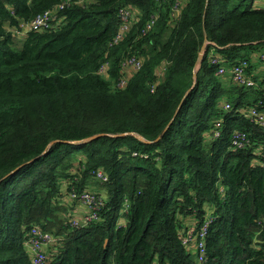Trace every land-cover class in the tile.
<instances>
[{
  "label": "trees",
  "instance_id": "trees-1",
  "mask_svg": "<svg viewBox=\"0 0 264 264\" xmlns=\"http://www.w3.org/2000/svg\"><path fill=\"white\" fill-rule=\"evenodd\" d=\"M62 3L48 28L12 33ZM122 8L135 21L110 45ZM210 52L259 86L218 76ZM262 84L264 2L0 0V264H33V225L60 237L48 264H264V126L247 113L264 114ZM72 191L102 198L99 220L70 226Z\"/></svg>",
  "mask_w": 264,
  "mask_h": 264
},
{
  "label": "built area",
  "instance_id": "built-area-1",
  "mask_svg": "<svg viewBox=\"0 0 264 264\" xmlns=\"http://www.w3.org/2000/svg\"><path fill=\"white\" fill-rule=\"evenodd\" d=\"M65 5L66 3H62L54 10L51 11L48 10V11H44L41 14H38L32 20L21 23L18 28H13L12 33L15 36H23L25 33L31 30L48 28L49 23L55 21L57 11L64 8ZM178 13L179 10H178V2H177L172 8V14H178ZM119 17L121 23L110 45L117 44L122 39L124 34L130 29L131 23L135 21L136 14L132 9L122 8L119 10ZM155 21H156L155 17H151V19L149 20V22L145 27V30H150L153 27ZM210 53L208 55V58L212 65L218 66L217 69L218 76L229 75L232 82L244 87L259 86V82L254 80L253 75L246 73V67L248 66V63L246 61L238 62L237 64L229 67L226 65L225 59H222V57L220 56L218 57ZM141 64L142 62L139 58L135 56L127 57L122 63V68L124 70L125 75L118 81L116 86L118 88L124 87L130 73L139 70ZM107 66H108L107 63L103 64L99 68L98 72L101 74L105 73ZM261 87L264 89V84H262ZM229 107H230L229 104L224 105L225 109H228ZM247 113L251 121L256 122L261 126H264V114L260 112L256 107L249 108ZM247 143H248V139L244 133L239 132L232 138V145H234L237 148H242L245 145H247ZM262 166L264 167V164H262ZM96 175L100 180L102 181L105 180L102 171H97ZM70 198H72V200L75 199L79 204V206L83 208L82 214H80L79 216L74 215V218H72L69 221L70 226L72 227L87 226L89 223L99 220L98 212L103 206V200L99 195L89 191H83L79 194L72 191L70 192ZM194 236H195L194 231L192 230L187 231L186 233H184V236L182 238V243L184 245L187 244L188 242L191 241V239ZM204 236H205V225L197 234V237L200 239L198 242H196L197 243L196 248L198 253L197 260L200 263L204 261V253H205V246L203 243ZM59 241H60V237H56L52 235L51 233L45 231L40 226L33 225L27 230L25 234L24 246L33 264H48L49 262V258L47 255L48 250L54 248L57 242Z\"/></svg>",
  "mask_w": 264,
  "mask_h": 264
},
{
  "label": "rangeland",
  "instance_id": "rangeland-1",
  "mask_svg": "<svg viewBox=\"0 0 264 264\" xmlns=\"http://www.w3.org/2000/svg\"><path fill=\"white\" fill-rule=\"evenodd\" d=\"M258 1V3L260 4L261 2H264V0H257ZM72 173L74 174V173H76V168H74L73 170H72ZM94 191V190H93ZM60 203H61V201H60ZM65 207H66V210H65V215L64 216H66V215H71V213H72V203L71 202H69V201H67L66 202V204L64 205ZM79 210H81L80 208H79ZM68 216V217H69Z\"/></svg>",
  "mask_w": 264,
  "mask_h": 264
},
{
  "label": "crops",
  "instance_id": "crops-1",
  "mask_svg": "<svg viewBox=\"0 0 264 264\" xmlns=\"http://www.w3.org/2000/svg\"><path fill=\"white\" fill-rule=\"evenodd\" d=\"M67 202V201H66ZM79 208L81 209V210H79ZM73 212V215H77V216H79L80 214H82L83 213V208L81 207V206H77V207H75L74 208V210L72 211Z\"/></svg>",
  "mask_w": 264,
  "mask_h": 264
},
{
  "label": "water",
  "instance_id": "water-1",
  "mask_svg": "<svg viewBox=\"0 0 264 264\" xmlns=\"http://www.w3.org/2000/svg\"><path fill=\"white\" fill-rule=\"evenodd\" d=\"M206 41H205V43L203 44V46H202V48H201V50H200V54H199V60H201L202 59V57H203V53H204V50H205V45H206ZM194 76H195V74H194ZM7 176V175H6ZM6 176H4L3 178H5ZM2 178V179H3ZM2 179L0 180V181H2Z\"/></svg>",
  "mask_w": 264,
  "mask_h": 264
}]
</instances>
